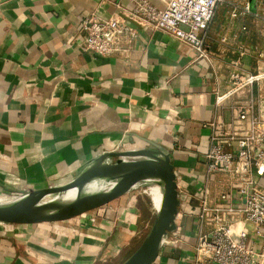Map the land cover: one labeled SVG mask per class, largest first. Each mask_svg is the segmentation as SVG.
<instances>
[{"label":"crops","instance_id":"1","mask_svg":"<svg viewBox=\"0 0 264 264\" xmlns=\"http://www.w3.org/2000/svg\"><path fill=\"white\" fill-rule=\"evenodd\" d=\"M149 1L164 8L170 0ZM263 2L219 6L207 37L219 55L213 66L166 32L127 20L131 0H0V196L63 186L100 154L155 143L172 155L179 177L183 236L178 247L163 246L155 264H191L198 236L191 211L205 185L213 199L224 190L216 178L204 182L209 125L238 124L229 101L216 105L215 91L228 88L240 44L264 45V22L254 15ZM246 4L252 13L233 18ZM90 14L120 17L136 34L122 36L115 54H95L81 30ZM243 67L255 71V58L246 56ZM248 98L245 90L236 100ZM131 192L67 221L0 223V264H122L143 215L144 201L130 206Z\"/></svg>","mask_w":264,"mask_h":264},{"label":"built area","instance_id":"2","mask_svg":"<svg viewBox=\"0 0 264 264\" xmlns=\"http://www.w3.org/2000/svg\"><path fill=\"white\" fill-rule=\"evenodd\" d=\"M131 1L134 8L123 13L127 20L166 32L193 48L198 59L213 65L219 55L207 44L208 31L225 0H170L164 8L149 0ZM251 13L246 4L244 10L232 11V17ZM254 15L264 22V2L262 10ZM81 30L87 50L103 56L121 50L122 36L136 34L120 17L104 19L95 14L85 16ZM243 31H248L247 26ZM220 41L228 43L229 39L223 36ZM237 53L238 57L228 64V88L225 92L221 88L215 91L216 105L223 107L229 101L235 121L245 128L239 130L235 122L218 120L209 125L213 132L204 182L216 178L224 190L213 199L210 187L205 185L199 205L191 211L198 230L191 264H264V45L251 47L242 43ZM246 56L255 58V71L244 69ZM245 90L249 100L240 103L236 98ZM182 240L178 227L164 246L178 247Z\"/></svg>","mask_w":264,"mask_h":264},{"label":"water","instance_id":"3","mask_svg":"<svg viewBox=\"0 0 264 264\" xmlns=\"http://www.w3.org/2000/svg\"><path fill=\"white\" fill-rule=\"evenodd\" d=\"M150 146L105 152L84 164L65 185L23 190L0 202V222L39 224L67 221L108 206L136 187L157 185L163 192L154 223L122 264H155L165 240L178 229L181 194L172 155ZM97 184L99 188L91 190Z\"/></svg>","mask_w":264,"mask_h":264},{"label":"rangeland","instance_id":"4","mask_svg":"<svg viewBox=\"0 0 264 264\" xmlns=\"http://www.w3.org/2000/svg\"><path fill=\"white\" fill-rule=\"evenodd\" d=\"M155 186L154 184H150L148 186H139L136 187L134 190L131 192V201L130 206H135V204H138L141 201H144L142 204V216L139 218V225L141 229H139L140 233L137 234L135 239L131 242L130 246L128 249H126V256H124V259L122 261H125L140 245L148 231L151 229L156 214H157V208L155 206L154 201L151 198V193L148 190L149 187ZM145 204V205H144ZM127 205V204H126ZM137 206V205H136ZM146 207V208H145ZM122 263V262H121Z\"/></svg>","mask_w":264,"mask_h":264},{"label":"bare ground","instance_id":"5","mask_svg":"<svg viewBox=\"0 0 264 264\" xmlns=\"http://www.w3.org/2000/svg\"><path fill=\"white\" fill-rule=\"evenodd\" d=\"M99 186L100 185L94 184V185L91 186V190H95V189L99 188ZM148 190L151 193L150 194L151 198L154 201L155 206H156L157 211H158L160 209V206H161V203H162L163 192H162L161 188L159 186H157V185L149 187ZM7 200H9V199L0 196V202L1 201H7Z\"/></svg>","mask_w":264,"mask_h":264}]
</instances>
